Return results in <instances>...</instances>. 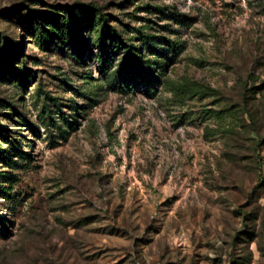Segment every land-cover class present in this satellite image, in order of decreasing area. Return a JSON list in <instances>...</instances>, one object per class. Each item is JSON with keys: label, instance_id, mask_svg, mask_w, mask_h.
Instances as JSON below:
<instances>
[{"label": "rangeland", "instance_id": "rangeland-1", "mask_svg": "<svg viewBox=\"0 0 264 264\" xmlns=\"http://www.w3.org/2000/svg\"><path fill=\"white\" fill-rule=\"evenodd\" d=\"M0 264H264V0H0Z\"/></svg>", "mask_w": 264, "mask_h": 264}, {"label": "trees", "instance_id": "trees-1", "mask_svg": "<svg viewBox=\"0 0 264 264\" xmlns=\"http://www.w3.org/2000/svg\"><path fill=\"white\" fill-rule=\"evenodd\" d=\"M67 11L69 12L71 10L67 9ZM27 16L34 17L36 16V14L34 13L33 10H29ZM171 18L174 21H176V23L183 24V25L186 24L185 19L180 14H173ZM109 33L113 35L114 37L117 35L114 29H111ZM97 39L99 41H102L100 34L98 35ZM160 44H165L167 48H172V49L178 45L176 44L175 41L164 39L161 36L144 35L142 37L141 45L143 46V49H146L148 51V54L151 55L152 57V60H148V59L144 60L142 59V54H139V55L133 54V51L140 53V51H138L137 48L133 47L130 44H124L121 41V45H123V48L125 50H123L124 52L123 60L119 63V65H117V70L113 72V75H114L113 77L115 79L114 82L116 83V85H123V86H126L127 88L129 86H132L134 88L136 87V85H138V87H140V89L143 92L147 93L148 89L145 86L144 80L142 79V77H145V76H148V78L152 77L153 76L152 71L153 70L157 71L159 67H161L160 61L157 60V57L163 54V51L165 48L160 47ZM97 60L100 66L102 67L108 65L107 56L104 55L103 52H101L97 56ZM138 76H140L142 79V80L140 79L139 83L137 80Z\"/></svg>", "mask_w": 264, "mask_h": 264}]
</instances>
